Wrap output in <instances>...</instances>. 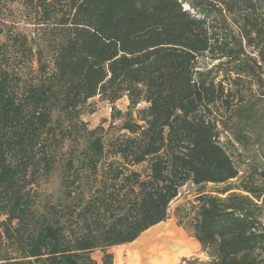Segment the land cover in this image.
I'll use <instances>...</instances> for the list:
<instances>
[{
    "label": "trees",
    "instance_id": "obj_1",
    "mask_svg": "<svg viewBox=\"0 0 264 264\" xmlns=\"http://www.w3.org/2000/svg\"><path fill=\"white\" fill-rule=\"evenodd\" d=\"M17 2L38 30L0 19V264H113L187 183L179 224L208 259L189 264H264V162L227 184L234 144L264 147V0ZM96 96L128 98L111 138L81 119Z\"/></svg>",
    "mask_w": 264,
    "mask_h": 264
},
{
    "label": "rangeland",
    "instance_id": "obj_2",
    "mask_svg": "<svg viewBox=\"0 0 264 264\" xmlns=\"http://www.w3.org/2000/svg\"><path fill=\"white\" fill-rule=\"evenodd\" d=\"M183 5L185 9H189V6L187 4L184 3ZM25 15L26 12L23 10L21 3L17 2V0H0V19L3 18L4 21L6 20V23L9 26L15 24V26L19 28L20 31L24 32L29 37L34 38V30L38 29L30 22L25 21ZM216 64L217 61L212 60L207 54H205L203 57H200L198 59L197 67L199 69L207 70L213 68V66ZM221 78L222 75H219L216 80H219ZM128 104L129 101L126 96H123L114 104H111L105 100H101L99 96H96L88 101L81 119L86 122L89 129H95L99 126L103 127L104 130H107V134L105 135L106 139L111 138L112 136H115L116 130L111 128L110 126H117L121 122L120 120L112 122L113 108L124 113L128 109ZM146 105V103L141 102L136 108L142 109L146 107ZM133 117L135 119V114H133ZM224 135L221 137L222 141H225ZM229 138L231 137L229 136ZM234 145L237 149L231 148L230 152L239 169V178L230 181L229 183H227L228 185H236L239 179L243 177L248 171L249 164H262L264 162V158L261 154L264 151V147H262L261 150L257 149L256 147H251L250 149L248 148L247 151L243 152L238 145ZM237 151L241 153L242 157L237 155L239 154L237 153ZM146 168L147 164H143L139 166H133L131 167V170L144 172ZM224 186L225 185L216 186L208 184L205 187V191L213 193L214 190H220L221 188H224ZM38 191L41 193V199L43 201H58L59 199H62V189L60 187L59 172L54 171L49 177L48 181H42L40 183ZM233 191L237 192V190ZM196 193V187H194L191 183H187V185L180 189L178 196L170 203L168 209V218L164 222H161L160 225L158 224L157 226L151 227L152 229L156 228L153 234L157 236L170 235L173 236L175 240L182 239L183 241H185V248L182 247L180 249L181 251H183V253H177L175 255L176 264H189L194 259L202 262L208 260L207 256L202 252L198 242L195 241L193 237H191L190 233L185 229L183 225L179 224V217L177 213V209L181 206L188 208V203L194 200ZM143 235H145V232L141 235L138 241L143 237ZM134 244L129 243L109 248L108 252L113 256V264L117 252H119L121 262H123V264H130V261H132V245ZM101 256L102 253L99 250H95L92 252V257L99 264H101Z\"/></svg>",
    "mask_w": 264,
    "mask_h": 264
},
{
    "label": "bare ground",
    "instance_id": "obj_3",
    "mask_svg": "<svg viewBox=\"0 0 264 264\" xmlns=\"http://www.w3.org/2000/svg\"><path fill=\"white\" fill-rule=\"evenodd\" d=\"M155 230L156 228H151L146 231L145 235L138 241L140 236L132 245L130 264H176L175 255L183 253L180 249L185 248V241L175 240L170 235L157 236L153 234Z\"/></svg>",
    "mask_w": 264,
    "mask_h": 264
},
{
    "label": "crops",
    "instance_id": "obj_4",
    "mask_svg": "<svg viewBox=\"0 0 264 264\" xmlns=\"http://www.w3.org/2000/svg\"><path fill=\"white\" fill-rule=\"evenodd\" d=\"M161 224V223H160ZM159 224V225H160ZM157 226V225H156ZM136 241H134L133 243L131 244H134ZM114 264H123V262H121V257H120V254L119 252L116 253L115 255V259H114Z\"/></svg>",
    "mask_w": 264,
    "mask_h": 264
}]
</instances>
